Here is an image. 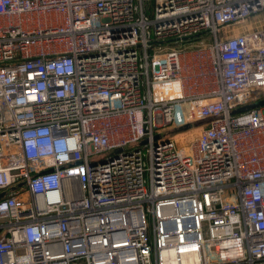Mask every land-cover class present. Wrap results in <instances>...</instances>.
Returning a JSON list of instances; mask_svg holds the SVG:
<instances>
[{
  "label": "built area",
  "instance_id": "obj_1",
  "mask_svg": "<svg viewBox=\"0 0 264 264\" xmlns=\"http://www.w3.org/2000/svg\"><path fill=\"white\" fill-rule=\"evenodd\" d=\"M262 99L264 0H0V264H264Z\"/></svg>",
  "mask_w": 264,
  "mask_h": 264
},
{
  "label": "rangeland",
  "instance_id": "obj_2",
  "mask_svg": "<svg viewBox=\"0 0 264 264\" xmlns=\"http://www.w3.org/2000/svg\"><path fill=\"white\" fill-rule=\"evenodd\" d=\"M261 101L264 102V99H262ZM259 101V102H261ZM203 122V120H197L192 122L191 124V128L188 127H181V128H177L176 130H172L170 131L168 134H175V145L176 147H181L184 146L185 144H188L190 141H192L196 135L198 134V126Z\"/></svg>",
  "mask_w": 264,
  "mask_h": 264
}]
</instances>
